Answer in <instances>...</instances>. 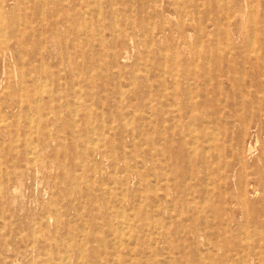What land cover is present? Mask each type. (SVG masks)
I'll return each mask as SVG.
<instances>
[{"label": "rangeland", "instance_id": "rangeland-1", "mask_svg": "<svg viewBox=\"0 0 264 264\" xmlns=\"http://www.w3.org/2000/svg\"><path fill=\"white\" fill-rule=\"evenodd\" d=\"M4 11L0 46L12 39L11 49L0 53V264H63L67 250V264H141L148 258L152 264H264V186L258 194L250 190L247 209L235 202L224 208L230 225L209 221L195 237L181 216L161 202L156 207L164 191L149 188L156 175L165 180L182 173L187 154L180 137L172 144L168 136L154 137L160 143L154 149L148 125L155 98L168 116L188 106L185 98L180 106L169 104L170 72L210 70L216 59L226 67L231 49L249 46V34L257 33L259 45L264 0H7ZM178 78L182 88L193 87ZM223 86L207 108L229 124L217 127L220 146L213 155L225 163L237 154L239 146L224 144V137L236 139L250 124L245 147H252L247 160L258 176L264 172V106L233 94L228 80ZM99 136L109 139L116 156L132 150L137 158L130 162L132 195L124 208L114 204L122 188L112 179L125 175L123 164L87 152L91 137ZM96 148L106 150L100 142ZM233 182L229 192L238 197ZM134 200L142 208H133ZM118 211L133 220L135 237L115 249L108 221Z\"/></svg>", "mask_w": 264, "mask_h": 264}, {"label": "bare ground", "instance_id": "bare-ground-1", "mask_svg": "<svg viewBox=\"0 0 264 264\" xmlns=\"http://www.w3.org/2000/svg\"><path fill=\"white\" fill-rule=\"evenodd\" d=\"M6 1L7 0H2L0 2V14L2 15H5L4 4ZM12 1H14L15 4L18 3V0ZM256 34L257 33L248 35L247 43H250V47L248 46L246 50H240V48H233L230 50V60L227 62L228 65L226 67L223 66L220 59H216L214 68L210 70H205V68L202 70H184L181 76L178 73H169V76L174 81L173 91L170 94L165 93L167 98H169V104L180 106V104L182 105V98H185L188 102L187 107L181 106L180 108L173 109L172 115L168 116L165 114L163 106L159 102L161 100H159L158 98L151 100V103L154 104V107L151 109L148 125L149 130L153 135V138H151L150 141L152 147H154V149H157V147L160 146V143L158 145L155 139L156 137L161 138L164 136H168V138L170 139V143L172 144L174 137L179 136L180 144L182 145L184 153L187 154V156L185 155L187 158L182 159L183 170L179 176L172 175L171 177H169V179L166 178L164 180L162 177L160 178V176L156 175L154 177V184L152 183L149 188H152L154 186L156 191H164V197L158 201H155L156 207L158 202H161L165 204L167 211L176 213L177 216H181L182 224L190 227V232L195 237H198L202 225L208 226L209 221H212L214 224L222 227H227L228 225H230L233 222V219L227 218L223 215L225 211L224 208L233 204L234 202L237 203V205L246 208V206H248V204L250 203V190L252 189L253 194H258L261 187L264 186V172L260 169L262 173H259V175L256 176L258 170L253 168L255 165L250 166L247 160V153L252 151V147H250L249 150H247L245 147V137L247 135V132L245 130L251 127L250 124L246 125L244 132L240 134L238 138H234L235 140L232 138V136L231 138H228V136L224 137V144L226 142L228 143L229 141H233L235 142V145L239 146V151L237 154L233 152L232 157L228 159L227 162L223 163L220 160V154L218 157L213 155V149H217V147L220 146V143H215L218 141V138L216 137L217 127L219 126L220 128L229 129V124L221 122L219 120L217 112H214V110H208V106H213L215 104L214 97L225 92L223 83L226 80L232 83L231 91L233 92V94H238V92L240 91L242 95L248 96L252 100L262 101L260 102V105L264 106V39L260 40L259 45L255 47L254 44H256ZM12 35L17 40L15 42L17 47H21L19 35L13 33ZM20 37H22L21 34ZM11 39L12 38L10 36L8 38V41ZM8 41L6 40V42H4V44L0 46V53L4 54L11 49L10 42ZM221 46L223 47L224 45ZM239 58L244 59V63L245 65H248V67H242L240 65ZM16 59H21V57H18ZM178 77L185 79L186 82H188L191 86L193 85V87L182 88L178 85ZM193 88H196V91H193ZM45 90H47V88ZM164 92L165 87L163 91L160 92V95L162 93L164 94ZM195 97L199 98L197 103L193 101ZM244 102L245 101L242 100V103ZM199 108L202 109L200 113H194L195 109ZM259 113V116L264 115V108H260ZM221 125L223 126L221 127ZM259 125L260 127L264 126L263 119L259 120ZM114 132L115 139L122 144V147L124 149L127 148V143L121 138V135L116 131ZM99 142L102 143L104 147H106L105 151H98L96 145ZM89 143V145L91 146L87 149L88 153L100 154L102 156H104L105 154L104 158L114 157V160L117 162V164H123L125 175L120 177L119 180L118 178L116 179V177H113L112 179L114 183L118 182V184H120L122 188V192L118 195V200H115L116 202L114 204L120 208H124V206H126V203L129 202V196L132 195L127 194L129 190L127 186H129V184L132 185L133 183L131 176L127 174L133 172V167L130 165V162L132 160L137 162V158L133 155L134 152L132 150H122V156H116L115 150L113 148H108V145H110L111 142L109 141V139L103 136H99L97 137V139L91 137ZM132 146L134 147L135 143H133ZM198 153L200 155L202 154L201 159H199ZM223 157H225V155ZM261 159H264V152L262 153ZM251 167L253 171H257L252 172V174L256 176V179H252L249 177L248 170L251 169ZM218 172H221L220 179H217ZM230 180H234L233 185L235 190L238 192V197L230 194L229 192ZM221 188L226 191L225 196L223 195V193L221 194ZM172 192H174V197L172 196ZM105 193H108L107 189H105ZM135 202L136 200H134V203ZM110 203L108 202V205H110ZM132 203L133 200L131 201V207ZM138 205L139 209L142 208V206L138 202L133 204V208H136ZM125 214V212L118 211V218L112 220L111 222L108 221L111 227L114 229L113 241L116 245L115 249L117 247L120 248L127 246V244H129L135 237V233L133 234L132 231L133 220L131 221V219L127 217L128 214ZM138 217L139 215H134V218ZM33 229L35 231V228ZM152 243L153 242H151V244ZM79 250L81 253L80 247L77 248L78 252ZM224 250L225 252H230V247H225ZM67 251L66 254H64L66 256L62 257L64 259H61L63 264H67ZM154 253L158 256L160 254H163V250L157 249ZM115 254H117V251L115 252ZM119 261L120 260L118 259L117 262ZM152 263H154L153 259L148 258L147 261L141 264Z\"/></svg>", "mask_w": 264, "mask_h": 264}]
</instances>
